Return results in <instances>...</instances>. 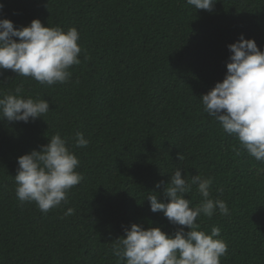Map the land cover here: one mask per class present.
<instances>
[{
	"label": "trees",
	"instance_id": "obj_1",
	"mask_svg": "<svg viewBox=\"0 0 264 264\" xmlns=\"http://www.w3.org/2000/svg\"><path fill=\"white\" fill-rule=\"evenodd\" d=\"M0 3V18L14 27L34 18L75 27L81 46V63L63 84L0 69V94L22 85V96L46 99L50 108L28 123L0 120V264H124L112 242L125 227L159 226L169 234L181 227L151 212L147 200L154 191L167 202L163 189L178 166L182 176L210 177L211 198L227 203L229 216L217 210L196 221L209 234L221 229L228 251L220 264H264V177L255 175L264 165L223 131L200 98L224 79L228 45L241 34L264 51V0H216L211 13L187 0ZM57 132L69 146L77 132L89 143L73 148L82 181L68 191L67 204L45 214L18 200L14 177L17 158ZM185 198L191 207L202 200L195 185ZM69 207L74 214L66 216Z\"/></svg>",
	"mask_w": 264,
	"mask_h": 264
},
{
	"label": "clouds",
	"instance_id": "obj_2",
	"mask_svg": "<svg viewBox=\"0 0 264 264\" xmlns=\"http://www.w3.org/2000/svg\"><path fill=\"white\" fill-rule=\"evenodd\" d=\"M215 3L216 0H187L196 10L209 13ZM79 40L75 27L65 31L58 25L45 26L39 18H34L29 25L17 28L12 20L0 18V69H10L40 84H63L71 79L69 69L81 63ZM228 48L231 55L224 79L200 97L203 110L219 122L225 133L235 136L242 150L264 165V51L253 38H245L243 34ZM22 92L20 85L14 93L0 94V120L28 123L48 113V100L25 98ZM74 141V145L69 146V141L57 132L39 150L33 149L17 158L14 180L20 202H35L45 214L62 202L68 203V191L83 179L76 171L80 160L73 148H84L89 143L80 132L75 134ZM178 159L183 160L179 153ZM255 175L264 177V166L257 167ZM211 184L210 177L182 176L181 167H176L163 189L167 202L159 199L154 191L148 194L147 200L151 212H162L170 223L181 227L169 234L159 226L145 228L132 223L124 228L123 236L112 242V252L118 262L220 264V258L228 251L227 242L218 238L221 229L213 226L209 234L196 222L201 214L211 218L217 210L222 216L230 215L224 200L211 198ZM193 185L202 197L195 207L185 198ZM73 214L71 207L64 213ZM184 226L190 230L185 231Z\"/></svg>",
	"mask_w": 264,
	"mask_h": 264
}]
</instances>
